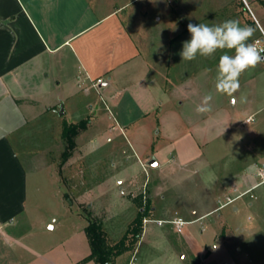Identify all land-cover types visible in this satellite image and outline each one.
<instances>
[{
	"label": "rangeland",
	"instance_id": "374dc122",
	"mask_svg": "<svg viewBox=\"0 0 264 264\" xmlns=\"http://www.w3.org/2000/svg\"><path fill=\"white\" fill-rule=\"evenodd\" d=\"M102 2L110 8L123 5L119 14L145 48L162 81L172 85L195 80L184 107L176 100H163L160 123L150 130L153 135L158 129L167 134L169 140L164 144L169 148L172 144L174 153H193L185 139L186 133H193L201 144L202 157L188 165L191 172L162 167L160 174L152 176V188L143 174L142 161L132 157L125 163L142 174L134 186L122 183L120 188L117 173L125 155L118 150L128 147L127 139L131 141L136 127L123 130L125 140L100 96L91 95L97 121L85 132L70 133L72 142L60 135L63 124L59 126L57 121L29 126L24 145L29 144L30 150L42 146L48 153H27L25 146L17 145L19 156L27 163V198L23 212L11 221L6 242L0 239V264H85L89 260L83 261L87 249L84 215L99 221L107 240L112 241L122 236L139 204L148 208L143 218H196L186 222L182 232L167 223L144 224L142 219V233L134 248L139 262L159 257L150 243L164 242L167 237L172 264H264V63L244 72L239 90L229 97L215 88L222 52L193 61H182L178 54L182 41L190 39L189 22L211 25L238 20L255 29L253 40L261 33L251 23L260 22V16L249 9L247 0H94L95 7ZM208 94L213 97L211 110L198 132L197 126L186 125L183 114L194 117L196 106ZM235 112L236 122L230 124L226 116ZM90 136L98 138L100 148L95 153L87 150L92 146ZM110 148L113 151L98 153ZM151 189L153 201L147 197ZM228 198L234 200L227 203ZM153 203L160 214H151ZM167 209L170 211L162 215ZM210 209L211 213L203 215ZM213 244L219 245L215 251Z\"/></svg>",
	"mask_w": 264,
	"mask_h": 264
},
{
	"label": "crops",
	"instance_id": "0c3cea01",
	"mask_svg": "<svg viewBox=\"0 0 264 264\" xmlns=\"http://www.w3.org/2000/svg\"><path fill=\"white\" fill-rule=\"evenodd\" d=\"M247 3L249 9L260 16L261 23L257 20L251 26L262 33L264 0H247ZM122 7H105L103 2L95 7L94 0H0V239L5 242L11 234V221L23 212L27 198V163L19 156L17 145L25 146L22 140L25 136L28 138L29 126L49 125L51 120L61 126L89 116L83 132L87 131L98 119L92 94L100 96L104 109L111 114L123 136L125 128L136 127L131 141L124 136L128 147L118 150L125 155L117 173L120 188L122 183L134 186L142 174L135 173L126 164L132 157L142 161L143 174L151 188L152 176L160 174L162 167L179 168L182 173L202 157L201 144L193 133H186L185 138L193 153H174L172 144L170 148L165 145L168 135L160 129L151 134L150 129L159 125L163 116V100H176L184 107L194 91L195 80L191 78L172 85L162 81L158 70L153 71L154 64L145 48L119 14ZM164 72L167 73L166 66ZM97 78L102 82L95 90L91 82ZM234 102L235 99L232 105ZM194 115L184 113L183 120L187 126H197L199 132L203 130L199 126L205 125L208 115ZM237 117L235 112L228 114L226 120L233 124ZM88 140L92 141L88 152L95 153L100 148L98 138L90 136ZM28 146L24 148L27 153H48L42 146L32 150ZM111 149L98 153L113 151ZM150 159H155L157 165H148ZM151 192L152 189L147 197L153 201L155 194ZM163 197L159 198L163 200ZM168 211L163 210L161 214ZM151 214H160L154 203ZM155 219H170V216L157 215ZM166 238L164 242L158 239L155 244L150 243L159 257L139 262L136 249L129 251V255L128 252L119 255L114 264H172ZM84 241L87 249L83 257H86L90 247L85 232ZM85 264L96 263L89 260Z\"/></svg>",
	"mask_w": 264,
	"mask_h": 264
},
{
	"label": "clouds",
	"instance_id": "9594fccd",
	"mask_svg": "<svg viewBox=\"0 0 264 264\" xmlns=\"http://www.w3.org/2000/svg\"><path fill=\"white\" fill-rule=\"evenodd\" d=\"M190 39L182 41L178 53L182 61H193L197 57L210 58L218 51L216 91L233 96L240 88L239 77L246 71L255 69L264 63V47L257 48L259 41L251 42L255 29L241 25L238 20H225L219 24L192 23L187 24ZM232 52L234 54H228ZM211 94L205 95L197 105L196 112L203 114L211 110ZM223 134V133H222ZM219 245L213 244L215 251Z\"/></svg>",
	"mask_w": 264,
	"mask_h": 264
},
{
	"label": "trees",
	"instance_id": "16d2710c",
	"mask_svg": "<svg viewBox=\"0 0 264 264\" xmlns=\"http://www.w3.org/2000/svg\"><path fill=\"white\" fill-rule=\"evenodd\" d=\"M88 119H81L73 123H63L62 136L68 142L69 134L75 135L79 130L85 129ZM68 153L64 155V158ZM147 207L139 204L136 216L129 222L124 233L118 239L108 241L106 232L101 223L92 215L86 214L87 224L84 227V232L90 247V253L83 259L93 260L96 264H114L115 259L125 253L134 251V248L140 239L142 233V219L147 214Z\"/></svg>",
	"mask_w": 264,
	"mask_h": 264
},
{
	"label": "built area",
	"instance_id": "2783aa9c",
	"mask_svg": "<svg viewBox=\"0 0 264 264\" xmlns=\"http://www.w3.org/2000/svg\"><path fill=\"white\" fill-rule=\"evenodd\" d=\"M256 41H259V43L256 45L257 48H262L264 47V31H262L261 33V36H258L256 38H254L252 40V42H256ZM102 82V79L101 78H97L95 80H92L91 82V86L92 88H94L95 90H98V85ZM251 118H248L247 120H250ZM261 174V173H260ZM262 182L261 183H264V177H262ZM121 192L123 193V191L121 190ZM234 199H230L228 198V202H232ZM149 221H155L157 222L158 224H164V223H168V224H171L174 226L175 230L177 232H181L182 230V227L184 224H186L187 221H185L183 218H181L180 216H173L172 218L170 219H148V218H143V223L145 224L146 222H149Z\"/></svg>",
	"mask_w": 264,
	"mask_h": 264
},
{
	"label": "water",
	"instance_id": "95a60500",
	"mask_svg": "<svg viewBox=\"0 0 264 264\" xmlns=\"http://www.w3.org/2000/svg\"><path fill=\"white\" fill-rule=\"evenodd\" d=\"M148 165L155 166V165H157V162H156L155 159H150V160L148 161Z\"/></svg>",
	"mask_w": 264,
	"mask_h": 264
}]
</instances>
